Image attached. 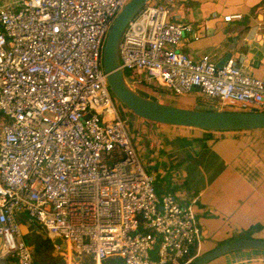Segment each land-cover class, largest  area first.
I'll return each instance as SVG.
<instances>
[{"label":"built area","instance_id":"obj_1","mask_svg":"<svg viewBox=\"0 0 264 264\" xmlns=\"http://www.w3.org/2000/svg\"><path fill=\"white\" fill-rule=\"evenodd\" d=\"M129 1L0 5V264H35L21 225L60 239L70 263L79 253L94 264H193L200 256L196 198L159 190L103 70L107 34ZM176 2L151 0L125 29L127 82L177 97L198 88L221 106L263 110L264 79L234 59L217 68L209 54L195 61L180 50L192 28L171 21Z\"/></svg>","mask_w":264,"mask_h":264},{"label":"crops","instance_id":"obj_2","mask_svg":"<svg viewBox=\"0 0 264 264\" xmlns=\"http://www.w3.org/2000/svg\"><path fill=\"white\" fill-rule=\"evenodd\" d=\"M19 1L0 0V5ZM225 16L240 18L225 22ZM170 19L192 28L180 47L189 58L198 61L209 54L217 65L230 54L250 76L264 79V0H177ZM165 94L156 98L189 108ZM151 125L135 121L145 140L136 150L160 191L168 187L181 199L196 198L204 232L200 254L246 235L264 240V130L195 132ZM208 264H264V251H238Z\"/></svg>","mask_w":264,"mask_h":264},{"label":"water","instance_id":"obj_3","mask_svg":"<svg viewBox=\"0 0 264 264\" xmlns=\"http://www.w3.org/2000/svg\"><path fill=\"white\" fill-rule=\"evenodd\" d=\"M150 1L130 0L119 12L107 34L102 64L114 98L136 116L158 124L208 132L264 130V111H219L201 106L195 109L180 108L146 98L130 86L120 66L119 43L127 26ZM230 57V54L225 56L216 65L217 68H222ZM54 244L62 253L66 252V245L60 239H55ZM244 250L264 251V240L243 239L221 245L198 257L193 264H208L227 254ZM73 259L80 261L77 256Z\"/></svg>","mask_w":264,"mask_h":264},{"label":"rangeland","instance_id":"obj_4","mask_svg":"<svg viewBox=\"0 0 264 264\" xmlns=\"http://www.w3.org/2000/svg\"><path fill=\"white\" fill-rule=\"evenodd\" d=\"M124 74H125L126 78L128 79V81L130 82L129 79H131L132 73L130 71H124ZM130 85L140 95H142V96H144L146 98H149V99H155V100H157L159 102H161V101L156 98L157 96H160L162 94H163L162 96H165L166 95L165 93H169L168 91H165V90H163L161 88H155V87H153L151 85H148V84H146L144 82L132 83V84L130 83ZM169 94H170L172 99H177V100H179L181 102H184L189 107L188 109L192 108L190 105L194 106V108H192V109H195L197 106L215 109L216 105H217L219 107H222L220 109L222 111H244L238 106H235V107H232V106H229V105L221 106L217 99H209V98H206L204 95H201V94H197V95L189 94V95L183 96V97H177V96H175V95H173L171 93H169ZM113 102H114V105L116 107V110L119 113V116L124 121L125 128H126L128 134H129L130 138H131V141H132L134 147L137 148V149L138 148L140 149L141 147H143V143L145 142V140H144L143 136H141L140 132L138 130H136L137 128L135 127V121L140 120L141 122L152 124L154 126H165V127H169L170 126V125H163V124H158V123H155V122L147 121V120H144V119L136 116L131 111L126 109L122 104H120L114 98V96H113ZM161 103H163V102H161ZM248 111H250V110H248ZM261 111H264V109L261 110ZM175 127L179 128V126H175ZM193 130L195 132L203 131V130L199 131L198 129H193ZM160 183H163V182L160 181ZM156 185L158 186L159 184L156 183ZM21 230H22L23 235H25L27 233L31 234L32 236L37 235L36 234L37 230H36L35 227H33L31 230H27L23 225H21ZM0 247H1V240H0ZM50 250H51L50 252H54L53 256L48 255V252H47V254L46 253H42V254L37 255L36 259L39 262V264H58L59 263L58 262V258H62L63 264H78L79 263V261L76 262V261H74V259L72 260L71 263L68 262V260L65 259V257H64V253H61V252L59 253L58 252V249L56 248V246H55L53 241H52V246H51ZM78 256L81 257L80 264H94V262H93L91 257H89V256H87L85 254H82V253H79ZM11 262L12 261L9 260V263H11ZM104 264H120V260L117 259V258H111L110 260L104 262Z\"/></svg>","mask_w":264,"mask_h":264},{"label":"trees","instance_id":"obj_5","mask_svg":"<svg viewBox=\"0 0 264 264\" xmlns=\"http://www.w3.org/2000/svg\"><path fill=\"white\" fill-rule=\"evenodd\" d=\"M152 100H155V99H152ZM155 101H157V100H155ZM247 238L249 239V235L243 236L239 239L242 240V239H247ZM28 243L30 244V246L33 250V253L35 255V264H39V262L36 259L37 255L51 251L50 249L52 246V240H50L49 238H44L39 234L32 236V237H28ZM193 255H195L194 250L191 253V256H193ZM200 256H202V253L200 254ZM58 262H59L58 264H63L62 258H58ZM194 262H195V260H194Z\"/></svg>","mask_w":264,"mask_h":264},{"label":"bare ground","instance_id":"obj_6","mask_svg":"<svg viewBox=\"0 0 264 264\" xmlns=\"http://www.w3.org/2000/svg\"><path fill=\"white\" fill-rule=\"evenodd\" d=\"M107 118H108V116H107ZM152 176H154V177H156V175H154V174H151Z\"/></svg>","mask_w":264,"mask_h":264}]
</instances>
